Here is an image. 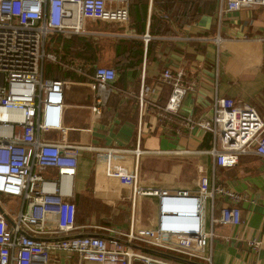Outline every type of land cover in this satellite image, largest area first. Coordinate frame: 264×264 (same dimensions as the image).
<instances>
[{
  "label": "built area",
  "instance_id": "obj_1",
  "mask_svg": "<svg viewBox=\"0 0 264 264\" xmlns=\"http://www.w3.org/2000/svg\"><path fill=\"white\" fill-rule=\"evenodd\" d=\"M107 1L116 6L106 7ZM128 1L0 0V195L20 200L13 217L0 205V264H55V259L48 262V253L59 250L76 252L78 264L82 259L97 264H188L131 243L212 264L207 250L212 226L240 221L238 203L244 194L206 175L196 179L197 190L141 186L138 145L134 149L104 147L95 150L93 197L108 199L124 187L131 201L136 195L152 197L155 214L148 226L134 225L131 217L126 229L102 225L95 227L104 233H71L78 228L71 198L80 147L40 138L42 131L66 130L61 122L63 81L42 75L43 61L55 59L45 46L53 33H83L86 19L127 20ZM245 5L264 6V0H217V12L221 15ZM147 38L144 34L143 39ZM115 74L111 66H94L92 113L99 114L105 105ZM159 78L170 86L163 110L174 114L194 82H183L180 71L167 67ZM179 124L211 134L205 152L215 165L230 167L244 153L264 158V118L252 106L235 104L228 96L215 94L205 115L181 118ZM47 168L54 173L44 174ZM197 170L201 172L202 166ZM220 196L228 202L216 207L215 198ZM246 244L256 252L264 242L251 237ZM251 264L260 263L255 259Z\"/></svg>",
  "mask_w": 264,
  "mask_h": 264
},
{
  "label": "crops",
  "instance_id": "obj_2",
  "mask_svg": "<svg viewBox=\"0 0 264 264\" xmlns=\"http://www.w3.org/2000/svg\"><path fill=\"white\" fill-rule=\"evenodd\" d=\"M150 7L151 0H147L144 24L140 23V26H137V29L143 28L141 32L135 31L131 26L135 22V17L129 16L128 9L127 20L120 22L110 20L115 23L113 25L115 28L111 30L88 32L83 29V33L76 34L84 36L81 39L88 44L89 51L93 52V55L87 56L92 57L97 65L104 64L115 69L112 90L108 93L106 103L99 114L92 113L89 107L94 101V91L90 87L91 77L88 74L89 80H81L78 77L80 73L86 74L81 68L82 59L85 57L83 46L86 43L78 45L75 44L74 38L71 39L73 43L70 50L58 60L57 52L52 49L54 42L52 38L49 39L46 50L52 52L55 59L43 61L42 68L43 64H49L48 66L53 64L51 72L49 70L50 74L46 77H57L63 81V99L67 98V93H64L66 81L79 84L77 86L80 88L76 100L64 102L63 126L66 130L64 132L57 130L59 136L50 141L79 145L76 168L83 171V177L87 170L91 173L90 196L93 199L105 201L130 199L127 197V191L125 194L124 187L119 189V195L117 191L110 193L108 199L93 197L92 188L96 178L93 174L95 150L104 147L134 149L137 145L141 149L137 156V181L141 186L156 185L169 189L197 190V182L194 179L206 175L221 185L244 194L245 199L238 203L239 223L214 224L207 250L212 264H251L255 259L264 264V245L254 252L246 244V239L251 237L264 242V158L244 153L239 155L237 162L230 167L215 165L211 155L205 152L211 145V137L209 140L206 137L210 134L208 131L198 127L185 128L179 124L180 120L168 119L162 115L164 108L162 99L168 97L169 93H164L165 83L159 78L160 71L167 67L172 72L180 71L183 82L193 80L192 90L183 95L177 108L176 113L181 118L195 119L205 115L211 109L215 94L228 96L239 105L253 107L251 100L264 105V6L245 5L218 15L217 0H213L211 11L203 12L176 28L172 25L173 33L156 36H150L147 32ZM90 20L92 19H86L85 22ZM61 34L67 37L72 35ZM144 34L148 35L146 40L143 39ZM140 37L143 40L141 55L139 47L131 42ZM215 37H218V42L215 41ZM148 39H158V42L146 56L145 45ZM79 47L82 49H78ZM244 54L252 57L254 61L238 64L236 67L238 73L231 74L229 78L220 75L218 61L227 57L240 59ZM68 68L74 76L67 71ZM86 112L89 117L87 125L71 122L74 115ZM86 133L89 142H79ZM190 155L196 158L197 175H190L179 181L181 160ZM198 165L202 166L201 172L197 170ZM52 173L54 169L47 168L44 174ZM74 195L76 194L73 183V197ZM142 197L149 198L153 214L150 218L142 216L144 220L137 221L132 212L135 199L131 201L129 221L132 217L136 226L150 225L155 214V200L150 196ZM71 200L73 201L72 198ZM227 202L224 197L215 198L216 207ZM74 203L77 234H83L87 227L96 230L97 226L102 225L126 229L107 224L104 219H100L98 223L85 221L84 216H80L81 213L77 211L81 203L79 201ZM71 233L73 234V231Z\"/></svg>",
  "mask_w": 264,
  "mask_h": 264
},
{
  "label": "rangeland",
  "instance_id": "obj_3",
  "mask_svg": "<svg viewBox=\"0 0 264 264\" xmlns=\"http://www.w3.org/2000/svg\"><path fill=\"white\" fill-rule=\"evenodd\" d=\"M108 8H114L116 4L111 1H107L105 4ZM112 22H115L113 20ZM110 22L108 19H92L90 21L85 22L83 21V29L85 31H95V30H111L115 28L113 26L115 23ZM120 22V21H119ZM254 61L252 57L247 56L244 54L243 57L240 59H234L231 57H227L224 60L221 59L218 61V65L220 67V75L229 78L232 75L238 73L236 71V67L240 63H247ZM225 83L228 81L224 80ZM79 84H75L74 82L66 81L64 86V93L66 92L67 98H64L68 102H72L78 98V93L80 88L77 86ZM227 85V84H226ZM164 93H169L170 86L168 84H164ZM167 98V97H166ZM166 98L162 99V104H165ZM88 102L90 99L87 100ZM252 105L255 111L260 115V117L264 118V105L257 103V101L251 100ZM65 108V107H64ZM62 108V124L64 123L63 120V111ZM72 115L70 116L71 119ZM74 124H81L87 125L89 122L88 112L78 113V115H74L71 121ZM59 136V131L57 130H50V131H42L40 133V138L42 140H52L55 137ZM79 142H89L88 134H83V138L79 140ZM182 161V170H181V179L189 177L190 175L196 176L195 172V162L196 158L193 155L188 157H183ZM51 175V174H50ZM92 183V175L88 170L86 171L83 177V171L78 170L76 168L75 174V182H74V192L76 195L72 197L73 201H79L81 203V207H77V211L80 212V216H84V220L90 223L99 222L100 219H104V222L107 224L116 225L122 228H127L129 225V213H131V200L128 198H123L117 201H105V200H97L93 199L90 196V187ZM0 205L5 208L9 215L13 217L14 213L18 210L20 206V200L17 197H13L10 195H0ZM133 216L134 218L139 221L146 216L150 218L153 214V209L150 205L148 197H142L140 195H136L135 197V205L133 206ZM145 217V218H146ZM78 219V217H77ZM149 247V245H146ZM153 247V246H150ZM48 262L49 260L55 259V264H78L77 263V254L74 251H66V250H59L52 255V251L48 253ZM53 261V260H52ZM80 264H97L95 261H90L87 259H82ZM140 264V263H134Z\"/></svg>",
  "mask_w": 264,
  "mask_h": 264
},
{
  "label": "trees",
  "instance_id": "obj_4",
  "mask_svg": "<svg viewBox=\"0 0 264 264\" xmlns=\"http://www.w3.org/2000/svg\"><path fill=\"white\" fill-rule=\"evenodd\" d=\"M212 5L213 0H151L150 12L148 15L147 32L150 36L173 33L172 25L176 28V26H181L186 22L193 20L195 17H197L203 12L211 11ZM128 9L129 16L134 15L135 17V22H133L131 26L134 27L135 31L141 32L143 28L140 29L139 27L137 29V26H140V23H142V25L144 24L146 17L147 0H129ZM82 37L84 36L72 34L67 37L62 35L61 33H53L50 38H52L54 42L52 49L57 52L56 58L58 60H61L66 55V52L70 50L71 44L73 43V40H70L73 38L76 40L75 44H85L86 42H83L84 39H81ZM131 42L139 47L141 55L143 48L142 38L140 37L138 39L132 40ZM157 42L158 39L147 40L145 45L146 56L150 53L152 46H155ZM87 45L88 44L86 43L83 46V52L85 57L82 59L81 63V68L83 71L86 72V74H79L78 77H80L81 80H89L90 78L87 76V74L91 76L94 66L97 65L95 63L96 61L92 57L87 56L93 55V52L89 51L90 48H88ZM45 47L48 48V45L46 44ZM78 49L82 48L79 47ZM48 65L49 64H43L42 75L44 77L50 74L49 70L51 72V67H53V64H51V66ZM67 71L72 74L69 68L67 69ZM162 115L167 117L168 119H175L176 121H179L181 119V117L177 113L171 114L164 110L162 111ZM209 135L210 134L206 135V137H208V140L209 137H211ZM95 229L96 230H93L92 228L87 227L86 229H84L83 233H104V231L100 228ZM76 230H73V234L78 233Z\"/></svg>",
  "mask_w": 264,
  "mask_h": 264
},
{
  "label": "water",
  "instance_id": "obj_5",
  "mask_svg": "<svg viewBox=\"0 0 264 264\" xmlns=\"http://www.w3.org/2000/svg\"><path fill=\"white\" fill-rule=\"evenodd\" d=\"M194 181H196V179H194ZM0 210H1V208H0ZM100 235L104 236V237H109V236L104 235V234H100ZM133 246L138 247L141 250H144L146 252H149V253H152V254H155V255H159V256H162V257H165V258L176 259V260L188 263V264H202V263H199V262L194 261V260H190V259L185 258V257H181V256H178V255H175V254H172V253H169V252H165V251H162V250L154 249L152 247H146V246L135 245V244H133Z\"/></svg>",
  "mask_w": 264,
  "mask_h": 264
}]
</instances>
